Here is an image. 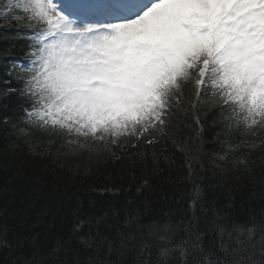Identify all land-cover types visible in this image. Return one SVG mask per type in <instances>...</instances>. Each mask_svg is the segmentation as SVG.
Here are the masks:
<instances>
[{
  "label": "snow or ice",
  "instance_id": "obj_1",
  "mask_svg": "<svg viewBox=\"0 0 264 264\" xmlns=\"http://www.w3.org/2000/svg\"><path fill=\"white\" fill-rule=\"evenodd\" d=\"M4 8L0 19L27 29L30 41L20 133L39 131L68 153L123 163L133 149L140 154L137 146L191 128L195 140L174 142L187 149L193 179L196 165L203 167L202 133L217 126L216 167L254 173L253 150L264 153V0H8ZM193 187L195 208L201 190ZM125 216L114 233L76 216L47 254L31 238V256L21 251L3 264H264V212L229 230L213 210L211 226L194 217L182 235L171 222L144 225L138 211ZM9 232L0 226V250L22 248Z\"/></svg>",
  "mask_w": 264,
  "mask_h": 264
},
{
  "label": "trees",
  "instance_id": "obj_2",
  "mask_svg": "<svg viewBox=\"0 0 264 264\" xmlns=\"http://www.w3.org/2000/svg\"><path fill=\"white\" fill-rule=\"evenodd\" d=\"M5 1L0 0V8ZM25 31L14 20L6 23L0 19V226L7 224L10 237L14 233L23 242L22 248L0 250V264L16 258L21 251L31 256V238H35L41 255L47 254L55 248L57 238L71 231L76 216L100 220L114 233L127 211H138L142 224L154 219L171 222L181 235L194 217L201 226L205 220L211 226L213 210L224 217L229 230L231 225L251 226L253 217L255 222L260 221L264 212V167L259 158L264 153L259 148L253 150V159L258 162L251 175L220 171L213 155V149L219 150L214 142L217 126L206 127L202 133L199 147L203 167L196 165L199 176L193 179L188 178L186 170L187 149L181 151L174 142L181 138L187 142L189 136L195 140L191 128H181L155 146H137L140 154L133 149V155L123 163L68 153L58 139L39 131L20 133L28 103L20 79L24 68L17 63L29 61L31 51ZM208 118L211 124V113ZM5 119L10 121L7 125ZM194 182L201 190L195 208ZM208 235L215 239L218 232ZM73 244L74 251L79 252V244ZM158 254L159 248L153 247L152 258Z\"/></svg>",
  "mask_w": 264,
  "mask_h": 264
},
{
  "label": "rangeland",
  "instance_id": "obj_3",
  "mask_svg": "<svg viewBox=\"0 0 264 264\" xmlns=\"http://www.w3.org/2000/svg\"><path fill=\"white\" fill-rule=\"evenodd\" d=\"M7 3H8V0H7ZM7 3H6V4H7ZM1 9H4V10L6 11V9H5V8H1Z\"/></svg>",
  "mask_w": 264,
  "mask_h": 264
}]
</instances>
